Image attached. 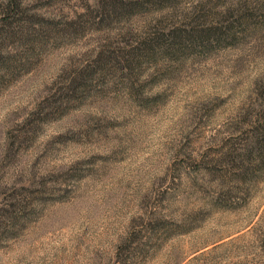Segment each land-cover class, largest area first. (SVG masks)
<instances>
[{"label":"rangeland","instance_id":"rangeland-1","mask_svg":"<svg viewBox=\"0 0 264 264\" xmlns=\"http://www.w3.org/2000/svg\"><path fill=\"white\" fill-rule=\"evenodd\" d=\"M240 1L0 0V264H264V4Z\"/></svg>","mask_w":264,"mask_h":264},{"label":"trees","instance_id":"trees-1","mask_svg":"<svg viewBox=\"0 0 264 264\" xmlns=\"http://www.w3.org/2000/svg\"><path fill=\"white\" fill-rule=\"evenodd\" d=\"M251 2H256L257 5L260 7L259 9H263L264 0H251ZM260 2H262V3H260ZM238 3H239L238 4L239 8H237V10L239 11V9L241 7H243L245 5V3L241 2L240 0H238ZM223 5H225V8H222L223 10L221 12L224 14L228 13L230 15L229 12L232 10V7H234V4H232L229 1V2H225V4H223ZM224 28L226 29V27H224ZM203 32H205V33L202 34V32H199L200 34H199V37L196 39L197 41H200L201 39H207V38H209V35L211 33L214 34L217 31L214 29L211 30V28H208V29H205ZM167 33L169 34V38H167L168 43H169L168 48L169 47H176L175 46V43H176L175 40L179 37V34H180L179 29L173 27V28L169 29ZM120 55L122 58H124V59H122L123 64L126 63V64H124V66L135 65L133 62L127 63L132 58V56L134 55V53L131 54V50H128L124 54H120ZM124 56H126V57H124ZM105 57H108V59H110L109 56H105ZM102 59H104L103 52L96 51L93 58H92L90 65L82 66L81 68H79L75 71L76 76L74 78L70 79L69 83L66 86V89H72V90L77 89L79 86H81V83L84 82V80L87 81L88 78H91L93 75H95L97 73L96 70L98 69V67H102L103 65H106V64H101ZM107 63L111 64L110 60ZM90 70H93V71L89 72Z\"/></svg>","mask_w":264,"mask_h":264}]
</instances>
